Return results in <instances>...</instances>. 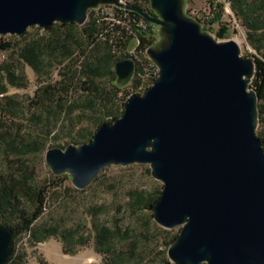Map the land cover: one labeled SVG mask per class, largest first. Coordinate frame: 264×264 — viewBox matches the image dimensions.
<instances>
[{"label":"water","instance_id":"1","mask_svg":"<svg viewBox=\"0 0 264 264\" xmlns=\"http://www.w3.org/2000/svg\"><path fill=\"white\" fill-rule=\"evenodd\" d=\"M103 5L133 11L161 27L163 40L148 49L159 76L145 95L125 102L122 118L94 139L46 160L56 175L69 173L79 190L109 166L150 165L164 190L155 219L183 226L169 249L175 264H264V149L257 134L258 93L251 88L254 59L239 44L221 42L185 12V0H150L151 16L124 0H0V37L24 35L54 23L84 26ZM137 65L120 60V84ZM15 233L0 224V264H8Z\"/></svg>","mask_w":264,"mask_h":264},{"label":"rangeland","instance_id":"2","mask_svg":"<svg viewBox=\"0 0 264 264\" xmlns=\"http://www.w3.org/2000/svg\"><path fill=\"white\" fill-rule=\"evenodd\" d=\"M225 1L185 0V12L207 14L212 3L223 11ZM250 1L259 5L264 0ZM235 18L239 27L232 16L223 17L229 28L223 39L217 36L222 28L219 22L201 26L221 42L237 39L242 56L253 59L256 45L249 29ZM149 27L145 33L156 46L163 40L161 27ZM257 35L264 38V29ZM0 38L11 44L7 50L0 46V83L7 88L0 95V193L5 186L15 189L13 223L21 215L41 213L31 232L15 238L16 261L10 264H67L54 260L53 240L62 245L66 256L94 249L101 261L86 264H175L169 249L183 226L165 229L157 223L153 207L164 184L152 175L150 165H111L79 190L71 174L56 175L46 160L50 149L87 144L111 117L122 118L123 104L139 95L135 82L120 84L115 74L94 79L82 75L90 53L79 27H33L24 35ZM135 47L133 41L129 51ZM25 49L41 55L38 68L22 60ZM150 62L147 73L153 77L157 66ZM9 71L17 85L10 83ZM150 77L145 78L151 81ZM104 227L112 231L110 250L100 243ZM50 229L57 234L38 242L36 236L43 237Z\"/></svg>","mask_w":264,"mask_h":264},{"label":"trees","instance_id":"3","mask_svg":"<svg viewBox=\"0 0 264 264\" xmlns=\"http://www.w3.org/2000/svg\"><path fill=\"white\" fill-rule=\"evenodd\" d=\"M131 4L141 7L151 16L155 17L156 13L151 9L150 0H129ZM233 11L243 24L249 29L251 40L256 45V51L260 52L264 49V38L261 35H257L260 30L264 29V1L261 4L255 5L250 0H233ZM119 12L121 10L117 9ZM133 19H143L150 25V28L153 26L151 22L146 20L141 15L127 10ZM221 19V13H216L213 22H219ZM57 24H60L62 27H79L82 29L83 36L86 38L87 44L89 45V53L84 61L83 70L80 72L82 75L94 79L97 77H104L108 74H115L114 68L118 61L123 60L125 57L124 54L128 51L132 44V36L130 35L131 30L134 28L127 29L126 27H115L112 31L105 32L106 27L100 26L96 23L93 13H90V20L84 25L80 26L77 23H54L51 26L45 28L47 30H53ZM40 28V27H38ZM42 29V28H41ZM229 28L223 26L217 33L218 39L225 38L228 33ZM104 31V36L106 39L100 37ZM140 50H145L147 47L153 45V37L148 36L147 33H140ZM260 36V37H258ZM0 46L2 49L7 50L11 48V44L2 43L0 38ZM22 60L30 64L34 68H38L41 59V55L36 52L34 49H25L22 54ZM94 58V59H92ZM254 59V56H253ZM256 63V72L255 77L251 83V88L255 90L260 100L264 99V63L259 59H254ZM141 70L140 67L137 68L136 74L134 76L133 82L139 84V81L135 79L137 73ZM10 74V83L12 85H17L15 75L9 71ZM116 75V74H115ZM157 76L152 83L155 82ZM152 83L149 85L148 90L151 88ZM147 90V91H148ZM7 91L6 85L0 83V95L5 94ZM146 91V92H147ZM125 104H123V107ZM125 110L123 111L124 114ZM259 112L261 114V108L259 107ZM118 119V117H111L105 124H112ZM5 186L0 193V224L12 229L17 236L31 232L33 225L40 217L41 213L36 212L32 215H21L17 217V222H11L12 216V199L17 197L14 187ZM155 209V207H153ZM57 234L56 229H50L47 231V234L43 237H37L38 242L45 240L51 236ZM112 231L109 228H102L99 233L100 243H102L108 250H110V239ZM15 237V238H16ZM16 261V249L14 247L13 255L10 258V263Z\"/></svg>","mask_w":264,"mask_h":264},{"label":"built area","instance_id":"4","mask_svg":"<svg viewBox=\"0 0 264 264\" xmlns=\"http://www.w3.org/2000/svg\"><path fill=\"white\" fill-rule=\"evenodd\" d=\"M124 1L125 3H130L129 0ZM117 9L121 10L122 12H119ZM217 12L221 13V19L219 23L222 25V27L227 26L226 23L223 21V17L227 15L232 16L234 18V23L236 26H240L239 21L235 18V14L233 13L231 0L225 1L223 11H221L217 3H212L209 13L201 14L195 11H191L190 16L199 21L200 23H203L204 25H210L214 21L215 14ZM90 13H93V17L98 25L106 27L105 32L112 31L115 27H126L127 29L135 27V30L130 31V35L132 36V42L134 41L136 43V47L132 51H129V49L128 51L130 53V58H132L136 62L137 68H141V70L137 73L135 77V79L139 81V84L136 85V87L138 88V94L141 96L145 95L146 91L149 88V85L153 82L155 77L158 76L159 70L158 67L153 66L155 74L153 77H150L152 74L147 73L148 65H151L147 53L150 46L147 47L145 50L139 49L141 44L139 34L145 33L147 31L148 23L143 19H133L131 18L130 14L127 12L126 9L118 8L112 5H103L98 9L92 10ZM89 20L90 14L88 21ZM100 37L104 40L106 39V37L104 36V31L100 35ZM253 56L254 59L257 58L264 63V49L260 52L254 51ZM145 77H150L151 81H148V79ZM257 134L262 141V146L264 149V109H261V115H259V125Z\"/></svg>","mask_w":264,"mask_h":264},{"label":"bare ground","instance_id":"5","mask_svg":"<svg viewBox=\"0 0 264 264\" xmlns=\"http://www.w3.org/2000/svg\"><path fill=\"white\" fill-rule=\"evenodd\" d=\"M235 40V39H233ZM237 42V39L235 40ZM157 66V65H156ZM158 76H159V70H158ZM158 78V77H157ZM154 86V83H152L151 88ZM259 107L261 109H264V99L263 100H259ZM259 115L260 112H259ZM51 250H53L54 253V260L56 262H64V263H69V264H86L88 262H100L101 261V257L96 254L94 249H90L87 252H82L81 254L77 255V256H66L64 254L62 245L56 241L53 240L51 243Z\"/></svg>","mask_w":264,"mask_h":264}]
</instances>
